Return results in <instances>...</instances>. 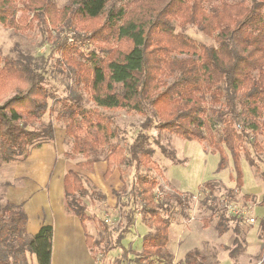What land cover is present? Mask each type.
<instances>
[{"label":"trees","instance_id":"16d2710c","mask_svg":"<svg viewBox=\"0 0 264 264\" xmlns=\"http://www.w3.org/2000/svg\"><path fill=\"white\" fill-rule=\"evenodd\" d=\"M94 20L101 24L91 27ZM0 24L14 30L41 25L49 40L61 28L91 29L89 36H75L71 42L55 37L56 50L71 68L73 83L93 104L84 107L79 101L56 100V119L62 122L70 143V152L64 156L83 158L78 168L92 172L103 155L107 179L115 169L123 178V170L133 165L135 175L127 198L132 210L114 238V247L121 248V239L133 227L134 211H139L154 232L145 235L135 264L166 263L172 202L185 210L193 197L180 193L159 197L158 180L139 173L150 162L153 128L208 144L210 152L220 157L218 170L226 167L227 149L237 189L242 187L241 154L250 161L248 147L264 152L257 142L260 134L264 140V0H66L61 7L51 0H0ZM187 26L211 37L215 46L198 44L176 32L177 27ZM44 72L0 53V101L7 97L0 104V166L24 162L31 150L54 140L53 123L42 121L53 98ZM113 110L132 111L145 118L127 148L113 142V121L105 114ZM173 157V153L168 156L179 163ZM204 187L213 194L211 182ZM123 189H127L124 184ZM89 194L76 170L64 174L63 209L80 221L86 246L94 253L110 238L106 233L96 242L88 231L90 216L83 199ZM96 221L107 232L104 220ZM26 223L21 204H0V264H30V256L36 264H50L52 226L42 225L28 235ZM261 228L264 238V221ZM218 229L223 233L221 224ZM234 251H229L231 257ZM122 256L124 261V249ZM186 257V264L206 262L197 252H188Z\"/></svg>","mask_w":264,"mask_h":264},{"label":"rangeland","instance_id":"374dc122","mask_svg":"<svg viewBox=\"0 0 264 264\" xmlns=\"http://www.w3.org/2000/svg\"><path fill=\"white\" fill-rule=\"evenodd\" d=\"M51 1L59 7L66 3V0ZM100 24L101 20H94L90 25L95 28ZM90 30L88 31L91 32ZM80 32L82 31L61 28L53 31L49 40L48 32L41 25L33 29L14 30L0 24L1 55L28 62L45 71V83L53 98L48 102L49 111L43 116L42 121L53 123L54 140L42 147H48L56 156L54 164L52 157L50 162L48 158H44L43 163H38L46 152L41 153L44 149L41 147L38 150H31L28 159L24 162L1 165L0 204L5 201L15 204L26 202L28 195H31L29 192L35 191L43 194L45 199L53 204L52 199L56 198L61 174L74 169L79 173L84 187L90 193L88 198L83 199L86 212L90 216L87 222L89 233L96 242H99L106 233H108L106 237L110 238L109 242L104 240V244L95 248L94 253L89 250L91 264H116V261L123 259L122 249L125 250L126 256L121 264H135L136 258L142 251L145 235L154 232L142 219L139 211H134L133 227L121 239V248L114 247V238L126 224V216L132 210L130 199L128 201L127 198L135 175L133 165L123 170V178L120 177L118 169H115L114 173L105 180L102 177L105 171L103 155L97 158L92 172L76 166L78 162L83 161L82 157L76 156L70 159L64 156V153L70 152V143L65 139L62 122L56 119L59 108L56 100L79 101L84 107H91L93 104L87 93L73 83L72 70L61 60L56 50L55 37L58 35L59 40L68 38V42H71L80 35L90 34L84 31L79 34ZM176 32L183 33L198 44L215 46L211 37L203 35L194 26L183 29L177 27ZM6 99L7 97L3 98L0 104ZM105 114L113 121L116 132L113 142L127 148L145 118L125 110L105 111ZM155 121L157 123L156 119ZM257 142L264 148L262 134L257 136ZM149 148L152 150L150 162L142 165L139 173L158 180L161 187L156 190L157 195L159 197L175 193L193 195L185 210L172 202L169 243L165 249L169 257L163 259H166V263L163 261L160 264H186L188 252H197L206 257L205 264H264V245H262L264 238L261 236V225L264 221V206L261 204L264 194V152H256L248 147L250 161L241 154L239 167L242 173V187L237 189L234 163L227 149H225L226 167L218 170L220 157L210 152L208 144L182 140L167 132L159 131L156 127L149 133ZM172 153L175 161L179 163H174V160L168 158ZM208 182L213 185L212 195H209L208 188L204 187ZM123 184L127 187L125 191ZM56 195L59 196L58 192ZM228 205L234 211L244 208L245 216L255 218V223L249 224L227 210L221 215L222 209H226ZM97 219L104 220L107 232L97 225ZM40 222V225L46 223L42 220ZM218 224H221L223 233H219ZM234 240H237L236 245L233 244ZM230 250H235L232 257L229 255ZM34 261V256H30L29 263L35 264ZM157 262L155 260V264H158Z\"/></svg>","mask_w":264,"mask_h":264},{"label":"crops","instance_id":"0c3cea01","mask_svg":"<svg viewBox=\"0 0 264 264\" xmlns=\"http://www.w3.org/2000/svg\"><path fill=\"white\" fill-rule=\"evenodd\" d=\"M42 148L44 149L41 150V153L44 151L46 152L38 160V163H43L44 158H48V161L50 162L51 157L53 164L56 163L55 153L48 147ZM67 171L61 174L60 181L62 184H60L59 181V189L56 191V194L58 192L59 196L55 194V200L52 199L53 204L45 199L43 194H40L39 192L37 193L36 191L33 193L29 192L31 195H28L29 197L27 201L19 203L22 205L27 216L26 232L28 235L35 234L42 226L40 225L41 220L42 222H46L44 225L48 224L52 226L53 238L50 264H91L92 260L90 252L85 243V237L80 221L75 216L65 213L63 209V177ZM104 173L102 175L103 179H105ZM21 192H23V190H21Z\"/></svg>","mask_w":264,"mask_h":264},{"label":"built area","instance_id":"2783aa9c","mask_svg":"<svg viewBox=\"0 0 264 264\" xmlns=\"http://www.w3.org/2000/svg\"><path fill=\"white\" fill-rule=\"evenodd\" d=\"M226 210L232 214L233 216L235 217H238V218H241V219H244V221L248 222L249 224H254L255 223V218L253 217H246L245 216V211H244V208H241V209H238L236 211L234 210H231L230 206L228 205ZM264 243V241H263Z\"/></svg>","mask_w":264,"mask_h":264}]
</instances>
